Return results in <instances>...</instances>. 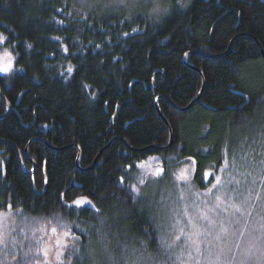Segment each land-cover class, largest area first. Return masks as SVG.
I'll list each match as a JSON object with an SVG mask.
<instances>
[{
  "label": "trees",
  "instance_id": "16d2710c",
  "mask_svg": "<svg viewBox=\"0 0 264 264\" xmlns=\"http://www.w3.org/2000/svg\"><path fill=\"white\" fill-rule=\"evenodd\" d=\"M71 1L0 0V31L15 46L10 47L15 71L10 76L0 74V92L9 105L0 98V116L10 110L0 119V205L4 206L0 210L12 205L24 239L35 232L42 247L47 245L39 234L66 244L71 240L59 230L51 232L60 217L81 237L80 245L96 249L89 230L97 224L92 211L68 215L61 194L88 197L111 224L113 259L100 255L99 264H128L116 239L123 242L128 232L131 245L143 229L156 230L162 225L156 207L165 201L157 195L136 203L129 186L137 177L144 179L143 174L137 176L138 165L156 158L168 178L191 156L195 166L186 192L188 213H201L194 203L197 198L207 204V211L216 203L214 197L220 196L209 222L197 221L205 229L215 221L207 234L225 236V244L215 239L210 250L205 245L204 253L198 252L202 264L203 255L206 264H264V165L260 164L264 159V60L260 52L264 54V0H185L187 7L172 8L160 21L143 12L128 19L127 12L112 11L87 22L81 19L87 13L78 12ZM70 66L71 73L67 72ZM191 67L203 77L202 95L189 111L178 112L162 98L180 109L198 96L201 77ZM155 99L170 126L172 145L164 152L133 153L117 138L132 149L162 148L169 143ZM27 146L28 160L23 158ZM228 161L235 167L226 168ZM215 178L220 184L212 195H205L216 184ZM241 185L243 191L237 189ZM225 188L231 198L224 194ZM243 201H247V211L242 208L241 215L232 205ZM180 206L174 205L177 211ZM121 207L130 218H125ZM28 243L16 239V247L10 246L8 255L0 253V261L17 264L12 254L22 257L23 245ZM220 246L225 250L223 261L216 260L218 255L211 251ZM225 248L233 253L226 254ZM182 251L192 256L184 246L175 248L169 264L181 263Z\"/></svg>",
  "mask_w": 264,
  "mask_h": 264
},
{
  "label": "snow or ice",
  "instance_id": "6c2138e0",
  "mask_svg": "<svg viewBox=\"0 0 264 264\" xmlns=\"http://www.w3.org/2000/svg\"><path fill=\"white\" fill-rule=\"evenodd\" d=\"M80 4L83 7V10L87 13L81 16V19L85 22L89 20H93L94 18H102L108 15L113 10H118L121 13L127 12L128 19H132L134 16H138L141 12L148 15L150 18L159 19L163 15L168 14L169 10L173 7L171 0H79ZM176 3H179L181 7H187V3L183 2V0H176ZM57 11H63V9H57ZM71 15V13H68ZM62 24L63 21H60ZM136 31V29H133ZM128 35V33H124ZM58 39V38H57ZM0 46L3 47V51L0 52V74L4 76H10L15 71L14 69V60L12 51H10V47L14 48L15 46L12 44V39L8 35H5L4 32L0 31ZM29 48L32 47L31 44L28 45ZM65 52H67V48H65ZM187 55V54H186ZM23 70V69H19ZM73 67H68L67 72H73ZM188 160L193 161V157H187ZM227 161V157H225ZM260 164L264 165V159L260 160ZM235 167V164L228 161L225 164V167ZM131 167V166H130ZM142 167V165H141ZM251 175V173H249ZM167 178V173L164 168H159L156 172L155 177H153L152 183H160L164 179ZM177 179H184V176H178ZM216 179V184H213L211 188L207 190L205 195H212L213 189L217 188V185L220 184L219 178ZM261 179L264 180V172L261 173ZM120 183H125V178L121 177ZM149 183L145 179L141 177H137L136 183L131 184L130 190L132 193H135L136 203H145L149 199V194L145 193L143 189L138 187V185H145ZM185 183L187 181L185 180ZM231 183V181H229ZM231 191L235 192L236 189H232ZM225 195L229 194V190L225 188ZM154 193L152 197L154 198ZM62 198L66 201V209L68 211V215H85L89 211H92V218L97 221L95 226H90V231L92 232L93 238L95 239L98 248L96 249H88L78 242L81 237L75 235L71 227L61 222V218L57 217L56 219V227L51 228V232L53 234H57L58 230L62 232L64 236H71L72 240L75 243L72 244H61L59 241L56 242V246L60 249L57 253L56 259L60 261V264H99L97 257L100 255L106 256L109 260L113 259L112 252L115 250L113 248V239L110 238L111 233V224L108 219L104 217L101 208L93 203L92 199L88 197H79L72 198L67 196V194H61ZM133 199V197H129ZM183 198V196H181ZM221 197L215 196L214 200L216 203L210 204L209 210H214L219 207V201ZM70 201V202H69ZM205 203H209V201H205ZM247 201L241 202L238 206L237 204H233L232 207L235 209V212L244 214L247 211L246 205ZM0 208H4V206L0 205ZM242 208L244 212H242ZM13 206L7 205L5 211H0V253L4 255H8L9 247H16V239L15 237H11V232L15 231V228L11 230H6L5 221L10 219L13 214ZM15 211H20L16 209ZM121 213L125 216L126 219L130 218V215L127 209L121 207ZM199 219L207 220L209 219L207 214L198 213ZM152 220L155 221L156 217L153 216ZM197 217H193L192 221H190L192 231L185 233L183 229H178L180 235H176L174 241L177 245L183 246L187 245H196L198 243L197 239H194L193 236L206 235L215 221H210L209 229H204L203 225L196 223ZM73 226L79 228L78 224L73 222ZM226 231V229H223ZM81 232H85L84 228H80ZM125 240L121 242L118 238L115 243L118 247L121 248L122 252L128 256V264H156L157 260H159V264H169L170 261L173 260V251L175 250L173 244H169L167 240L162 235V229L159 228V224L156 230L149 231L148 228L143 229L142 235L140 237L135 238V242L133 244L127 243V237L130 233L125 232L124 234ZM184 237V239H182ZM219 239V236L217 237ZM264 239V237H262ZM26 249L23 253V256H17L12 254V260L16 261L17 264H49L48 256L49 251L47 248L41 246V240H36L34 242H29L26 245H23ZM42 257V258H41ZM63 258V259H61ZM0 264H3V261H0Z\"/></svg>",
  "mask_w": 264,
  "mask_h": 264
},
{
  "label": "rangeland",
  "instance_id": "374dc122",
  "mask_svg": "<svg viewBox=\"0 0 264 264\" xmlns=\"http://www.w3.org/2000/svg\"><path fill=\"white\" fill-rule=\"evenodd\" d=\"M187 1L183 0V2H187ZM71 2L78 12L86 13L83 10V7L80 4L79 0H72ZM171 3L173 4L172 8H175V7L184 8V7H181L179 3H176V0H171ZM113 11H118V10H113ZM166 15H163L159 19H156V18H153V19L155 21H160ZM147 161H149V164L147 163L146 165L145 164L138 165L137 176H139L140 174H143L144 179L146 181L152 182L153 177H155L156 172L160 168V166H159V163H157L158 160L156 158H149ZM194 166L195 164L189 160L183 163L182 165H179L177 168L173 169L170 172V175L168 174V178L166 181L160 182L158 184L156 183L148 184L147 183L145 185H138V186L144 187V190H146V193L149 194V199H153L152 197L153 193L155 194L154 197L157 195H160V196L162 195V198H164L165 201L162 202L161 204L159 202L158 206L156 207L157 208L156 210L159 214V220L162 221V225L159 224L161 227L160 229H162V235L167 240L168 243L175 245L174 248L181 249L184 246L185 250H188L190 254L192 255V256H189L186 251L185 252L182 251L180 256L183 257V261L181 263L179 262V264H202V258L198 252H202L205 245H208L209 250H210L211 244L215 242V239H217L218 236H219V239L217 240L219 241V243L225 244V236L223 233L222 234L221 233H218V234L211 233L209 235L208 234L205 236L200 235L198 237L193 236L194 239L198 240V243L196 245L185 244L181 246V248H180V245L178 246L174 241L175 236L180 235V232L178 231V229H183L185 233L192 231L190 221H192V218L196 217V215L200 213L199 211L197 212V210H193L190 213H188L189 207L188 205L185 204L186 198L189 197L186 195V192H187V187L189 186V182L191 180L192 174L194 173ZM181 175L184 176V179H177V177ZM185 180L187 181V183H185ZM181 186L183 187L182 189H181ZM237 189L243 191L245 187L244 185H241ZM169 196H171V199L167 201ZM181 196H183V198H181ZM200 198L201 197L197 198L194 202L196 209H199L201 211V214H207L209 218V213L212 211L209 210L210 208H208V210L205 211L206 210L205 207L207 204H204V201H202ZM253 202L255 203V201ZM174 205L178 207L180 206V209L177 211ZM171 207H173L175 211L173 210V212H171V209H172ZM5 210L6 209L0 210V211H5ZM166 212H168V214H166ZM198 218L199 217L197 216V219ZM205 221L209 222V219ZM196 223L203 225V229H201L202 231L205 229L204 224L199 223L197 220H196ZM5 228L6 230H11L12 228H15V231L11 232V237H13L14 235V237L17 238V240L20 241L21 243L34 242L40 239L39 236L35 238L36 235H35V232H33V235L31 237H27L25 240L23 231L20 229V226L18 222H16L13 214L10 219L5 221ZM39 235H41V239L46 242L44 243L47 245L46 247L49 251V256H48L49 264H59L60 261L56 259V256H57V253L61 251L62 249L56 246V242L59 241L61 244H65V243L58 240L57 237L44 238L42 234H39ZM70 238L71 240L67 242L68 244H71L73 241L72 237ZM182 239H184V237H182ZM92 240L95 241L94 238H92ZM236 240L237 238L232 240L228 247H231L234 241ZM223 247L224 246L218 247V251L211 250L212 252L213 251L216 252V254L218 255V258H216V260H222V261L224 260L225 250L223 252ZM225 249H226V254L233 253L231 248H225ZM195 253H198V254L195 255ZM203 259L205 260V263L203 264H206L208 259L204 255H203ZM224 263L229 264L228 262H224ZM217 264H220V263L218 262Z\"/></svg>",
  "mask_w": 264,
  "mask_h": 264
},
{
  "label": "water",
  "instance_id": "95a60500",
  "mask_svg": "<svg viewBox=\"0 0 264 264\" xmlns=\"http://www.w3.org/2000/svg\"><path fill=\"white\" fill-rule=\"evenodd\" d=\"M258 47H259V49H260V46L258 45ZM260 52H261V54H262V58H263V60H264V54H263V52H262V50L260 49ZM191 54H194V55H198V56H200V57H204V58H214V56H212V55H205V54H202V53H200V52H197V51H193ZM187 55H189V53L187 54ZM186 54L183 56V58H182V60L184 61L185 60V58H186V56H187ZM192 69H194L196 72H198V74H199V76L201 77V91H200V93L198 94V96L188 105V106H186V107H184V108H177L170 100H168L167 98H162L163 100H165V101H167L168 103H169V105H171V107H173L176 111H178V112H187V111H189L198 101H199V99L201 98V95H202V91H203V88H204V80H203V77H202V75H201V73L197 70V69H195V68H193V67H191ZM0 98L2 99V101L9 107V105H8V103H7V101L4 99V97L2 96V94H1V92H0ZM157 100L158 99H155L154 100V106H155V109H156V112H157V114H158V116H159V118L161 119V121L165 124V126L167 127V129H168V133H169V143H168V145L166 146V147H162V148H155V147H147V148H144V149H132V148H130L125 142H124V140H122L121 138H117V140H119V141H121L124 145H125V147L129 150V151H131V152H133V153H140V152H143V151H145V150H152V151H158V152H164V151H167L168 149H170V147H171V145H172V134H171V129H170V126H169V124L167 123V121L164 119V117L161 115V113L159 112V109H158V107H157ZM10 113V110H8V112L6 113V114H4L3 116H0V119H3L4 117H6V116H8V114ZM42 142L43 143H45V144H47L44 140H42ZM73 147V146H72ZM14 148V147H13ZM27 150H28V146L24 149V152H23V158L24 159H26V160H28V157H27ZM16 154H17V159H18V161H19V164H20V167L22 168V159H21V156H20V153H19V151L18 150H16ZM79 157H80V151H79V149L77 148V157H76V161H75V165H76V167H78V159H79ZM97 158H98V156L96 157V159L94 160V162L92 163V165L87 169V170H89L90 168H92L94 165H95V163H96V161H97ZM32 167H33V170L35 169V166H34V164L32 163ZM87 170H85V171H87ZM33 173V171H31V172H29L28 174H32Z\"/></svg>",
  "mask_w": 264,
  "mask_h": 264
},
{
  "label": "bare ground",
  "instance_id": "6f19581e",
  "mask_svg": "<svg viewBox=\"0 0 264 264\" xmlns=\"http://www.w3.org/2000/svg\"><path fill=\"white\" fill-rule=\"evenodd\" d=\"M192 101H193V100H192ZM192 101H191V102H192ZM191 102H190V103H191ZM190 103H189V104H190Z\"/></svg>",
  "mask_w": 264,
  "mask_h": 264
}]
</instances>
